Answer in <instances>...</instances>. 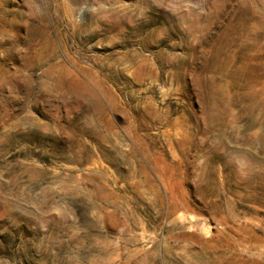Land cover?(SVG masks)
Wrapping results in <instances>:
<instances>
[{
	"label": "rangeland",
	"instance_id": "1",
	"mask_svg": "<svg viewBox=\"0 0 264 264\" xmlns=\"http://www.w3.org/2000/svg\"><path fill=\"white\" fill-rule=\"evenodd\" d=\"M200 250L264 264V0H0V264Z\"/></svg>",
	"mask_w": 264,
	"mask_h": 264
},
{
	"label": "bare ground",
	"instance_id": "2",
	"mask_svg": "<svg viewBox=\"0 0 264 264\" xmlns=\"http://www.w3.org/2000/svg\"><path fill=\"white\" fill-rule=\"evenodd\" d=\"M219 251V250H218ZM222 252V253H220ZM220 254L224 253V250L219 251ZM216 254L211 250H200L197 253H192L186 257H182V264H217L218 257L220 258V254ZM186 262V263H185Z\"/></svg>",
	"mask_w": 264,
	"mask_h": 264
}]
</instances>
